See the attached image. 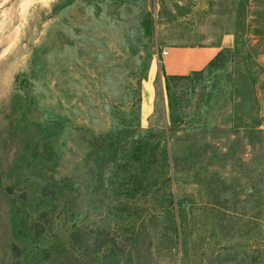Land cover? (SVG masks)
<instances>
[{
	"label": "rangeland",
	"instance_id": "1",
	"mask_svg": "<svg viewBox=\"0 0 264 264\" xmlns=\"http://www.w3.org/2000/svg\"><path fill=\"white\" fill-rule=\"evenodd\" d=\"M0 264H264V0H0Z\"/></svg>",
	"mask_w": 264,
	"mask_h": 264
},
{
	"label": "crops",
	"instance_id": "2",
	"mask_svg": "<svg viewBox=\"0 0 264 264\" xmlns=\"http://www.w3.org/2000/svg\"><path fill=\"white\" fill-rule=\"evenodd\" d=\"M234 37L232 34H224L217 44L209 46H191V47H171L165 52V56H161L163 64V76L166 77H182L192 73H197L205 69L217 55L227 49H231L234 45ZM151 103V99L142 102V110Z\"/></svg>",
	"mask_w": 264,
	"mask_h": 264
},
{
	"label": "built area",
	"instance_id": "3",
	"mask_svg": "<svg viewBox=\"0 0 264 264\" xmlns=\"http://www.w3.org/2000/svg\"><path fill=\"white\" fill-rule=\"evenodd\" d=\"M167 53L165 51L161 52V56H165Z\"/></svg>",
	"mask_w": 264,
	"mask_h": 264
},
{
	"label": "trees",
	"instance_id": "4",
	"mask_svg": "<svg viewBox=\"0 0 264 264\" xmlns=\"http://www.w3.org/2000/svg\"><path fill=\"white\" fill-rule=\"evenodd\" d=\"M219 54H220V53H219ZM219 54L217 55V57L219 56ZM217 57H216V58H217ZM216 58H215V59H216ZM215 59H214V60H215ZM197 73H198V72H197ZM165 78H172V77H166V76H165Z\"/></svg>",
	"mask_w": 264,
	"mask_h": 264
}]
</instances>
